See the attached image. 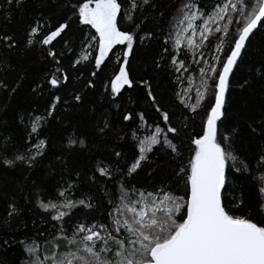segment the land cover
I'll list each match as a JSON object with an SVG mask.
<instances>
[{
	"label": "trees",
	"instance_id": "trees-1",
	"mask_svg": "<svg viewBox=\"0 0 264 264\" xmlns=\"http://www.w3.org/2000/svg\"><path fill=\"white\" fill-rule=\"evenodd\" d=\"M83 2L87 0H71L73 4ZM117 2L122 5L118 28L134 34V44L133 53L128 57L132 87L125 86L115 98L109 94V78L126 46L117 45L113 49L116 55L109 53L112 62L95 80V87H85L93 79L92 57L98 55L94 51L97 45L89 52L92 55L88 61L81 60L72 67V60L79 59L95 30L79 22L69 0H26L21 8L0 10V35H13L18 42L15 49L0 44V81L9 89L0 87V157L6 155L10 159L17 154L42 153L36 156L32 166L17 162L14 167H7L0 163V264H28L30 256L26 248L33 241L37 242L41 254H46V241L52 239L53 233L59 236L60 222L53 220L51 212L45 211L41 204L49 200L60 202L61 191L77 202L83 199L92 205L91 208L78 206L70 217H65L69 229L84 220L109 222L110 200L115 198L122 183L145 190L164 186L173 195L187 200L186 174L177 175V172L181 167L189 168V160L194 155L191 141L201 133L213 106L214 90L209 89L196 113L181 100L196 103V89L201 85L200 66L211 64L220 72L222 67L217 60L225 62L229 55L234 45L230 41L236 38L235 25L227 36L215 33L214 37L219 36L220 40L211 37V48L206 43L203 49L196 50L195 57L188 52L185 62L189 72L181 75L173 70L170 59L173 47L171 42L165 44V40L173 29L178 10L189 0H152L153 6L134 12L132 20L126 15L131 0ZM191 2L202 10H211L217 0ZM36 20L50 23L52 28L61 22L70 24L67 34H62V41H54L56 50L65 53L61 67L69 76L68 83L60 88L47 83L56 67L47 57L51 45L25 46L26 32ZM64 41L69 47H64ZM221 42V50L217 51L216 45ZM165 47L168 53L163 52ZM157 62L160 67H156ZM177 75H181L183 83L177 81ZM185 77L191 78V84ZM145 80L150 83L159 106L170 114L171 126L179 129L178 136L168 135L180 154L155 146L148 153L150 159L142 162L136 173L126 175L139 155L137 136H148L157 124L167 127L147 96ZM189 87L192 91L185 94ZM75 95H81V101L77 102ZM129 113L133 119L126 121L124 117ZM140 113L144 121L140 120ZM33 126L37 132H32ZM225 138L222 146L227 150L228 160L222 202L237 215L264 219L260 210L264 197L259 192L258 179L264 176V164H261L264 159V28L258 27L252 33L231 74L223 115L217 125V140ZM70 139L77 141L74 147L70 146ZM117 152L121 155L117 156ZM100 166L107 167L112 177L101 176Z\"/></svg>",
	"mask_w": 264,
	"mask_h": 264
},
{
	"label": "snow or ice",
	"instance_id": "snow-or-ice-1",
	"mask_svg": "<svg viewBox=\"0 0 264 264\" xmlns=\"http://www.w3.org/2000/svg\"><path fill=\"white\" fill-rule=\"evenodd\" d=\"M25 2L26 0H3L0 10L7 12L13 7L21 8ZM69 3L76 10L73 15L79 22L95 30L91 39L96 41L97 48L94 51H98V55L92 57L93 79L88 80L85 87L94 88L95 80L99 79L112 62L109 53L115 56L113 49L117 45L126 46V51L116 61L118 66L113 69V76L109 78V94L115 98L125 86L131 88L133 84L129 78L128 57L133 53L134 34L118 28L122 5L117 0H87L79 4H73L69 0ZM93 3L94 6H91ZM151 6L152 0H131L127 18L132 20L134 12L144 11ZM71 19L72 17H69V20ZM174 21L165 44L171 42V64L173 70L181 75L189 72L185 62L188 51L195 57L197 48L203 49L206 43L211 48L210 38L214 37L215 33L227 36L233 25L236 30V38L230 41L234 47L226 56V62L217 60L222 71L218 72L211 64L200 66L198 71L201 85L196 89V103L188 104L186 100H181L192 113H196L208 96L209 89L214 90L215 105L211 107L203 122L201 133L191 141L195 147L194 155L189 160V168L181 167L177 172V175L186 174L185 183L190 188L189 198L185 200L184 196L173 195L170 189L164 186L145 190L122 183L115 198L110 200L109 222L84 220L69 229L66 227L65 217H70L72 210L78 206L91 208L92 205L83 199L77 202L74 198L66 196L65 191H61L58 198H63L62 202L54 203L49 200L41 204L45 211L51 212L53 220L60 222L59 236L53 233L52 239L46 241V254L43 255L37 242L33 241L32 245L26 248L30 256L28 264H264V219L256 220L250 216L237 215L227 203L222 202L221 190L225 185L228 160L227 150L222 144L227 138L217 140V121L223 115L229 74L250 34L258 26L264 28V0H217L211 10H202L189 0L178 10ZM67 29H70L68 22L58 23L52 28L50 23L36 20L25 35L26 47H34L36 44L51 45L47 49V57L54 61L56 67L47 83L53 88H60L69 80L66 71L61 67L65 53L62 50L57 51L54 43L62 41V34L66 35ZM214 38L220 40L219 36ZM63 43L64 47H69L67 41ZM0 44L8 49L18 47L15 37L8 34L0 35ZM221 47L222 42L216 45V50L220 51ZM163 52L168 53L169 49L165 47ZM91 55L88 53L79 59L73 57L72 67L80 64L81 60L88 61ZM200 59L203 60L202 52ZM156 67H160L159 62ZM181 75H177V81L183 83ZM185 79L191 84L190 77ZM143 84L152 106L161 113L167 127L165 129L157 124L146 139L137 136L139 155L128 167L126 175L136 173L141 163L150 159L148 153L153 152L155 146L170 149L174 155L180 154L177 145L168 135L171 133L178 136L179 129L171 126L170 114L159 106L150 83L145 80ZM0 87L9 90L3 81H0ZM105 90L108 91V88ZM191 91L189 87L185 94ZM177 95L180 96L181 93L177 92ZM81 98V95L74 96L77 102L81 101ZM56 99L59 101V97ZM139 118L144 121L143 113L139 114ZM124 119H133L132 114L125 115ZM32 132H37L35 126L32 127ZM76 143V140H69L70 146L74 147ZM79 143L82 145L83 141ZM41 154H17L10 159L5 155L0 157V163L7 167H14L17 162L32 166L36 156ZM116 155L120 156L121 153L117 152ZM261 164H264V159ZM98 171L101 176L112 177L111 171L105 166H100ZM258 179L259 192L261 197H264V176ZM234 206L239 207V204ZM260 210L264 214V200L260 204Z\"/></svg>",
	"mask_w": 264,
	"mask_h": 264
},
{
	"label": "water",
	"instance_id": "water-1",
	"mask_svg": "<svg viewBox=\"0 0 264 264\" xmlns=\"http://www.w3.org/2000/svg\"><path fill=\"white\" fill-rule=\"evenodd\" d=\"M258 27H259V26H258ZM258 27H257V29H258ZM257 29H255L253 32H255ZM251 35H252V34H250V36H251ZM250 36H249V38H250ZM247 41H248V40H247ZM247 41L245 42V45H246ZM233 47H234V45H233ZM233 47H232V48H233ZM244 47H245V46H244ZM243 49H244V48H243ZM243 49L241 50V54H242ZM229 54H230V53H229ZM241 54H240V56H241ZM240 56L237 58L236 63L238 62ZM225 62H226V60H225ZM235 66H236V64L233 66L232 71H231L230 74H229V80H230L231 74H232V72H233ZM220 71H222V68H221ZM217 82H218V81H217ZM226 94H227V92H226ZM226 94H225V100H226ZM214 105H215V96H214L213 106H214ZM224 105H225V101H224ZM213 106H212V107H213ZM223 109H224V107L222 108V113H223ZM209 112H210V111H209ZM208 114H209V113H208ZM221 118H222V116H221ZM221 118H220V120H221ZM220 120L217 121V125H218V123L220 122ZM193 146H194V144H193ZM194 147H195V146H194ZM225 175H226V168H225ZM223 189H224V188H223ZM223 189L221 190V199H222V192H223ZM189 196H190V188H189V186H188V197H187V199L189 198Z\"/></svg>",
	"mask_w": 264,
	"mask_h": 264
},
{
	"label": "rangeland",
	"instance_id": "rangeland-1",
	"mask_svg": "<svg viewBox=\"0 0 264 264\" xmlns=\"http://www.w3.org/2000/svg\"><path fill=\"white\" fill-rule=\"evenodd\" d=\"M199 39V37L197 36V40ZM89 44H91V47H89ZM94 44H96V41L94 39L89 38L87 40V43L84 45V48H82V52L80 53V57H82L85 54H88L91 50L92 47L94 46ZM198 49V48H197ZM196 49V50H197ZM189 53H191V51H188ZM79 57V58H80ZM143 138H147V136L143 137ZM147 142V141H146ZM63 198H60V202H62Z\"/></svg>",
	"mask_w": 264,
	"mask_h": 264
}]
</instances>
